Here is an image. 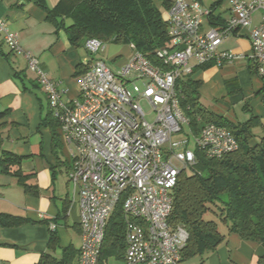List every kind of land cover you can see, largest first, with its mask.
Listing matches in <instances>:
<instances>
[{"label": "built area", "instance_id": "built-area-1", "mask_svg": "<svg viewBox=\"0 0 264 264\" xmlns=\"http://www.w3.org/2000/svg\"><path fill=\"white\" fill-rule=\"evenodd\" d=\"M228 5L224 23L203 30L210 10L198 0H173L165 18L169 42L156 52L161 63L151 62L133 43V55L115 69L96 56L78 76L75 99L64 98L39 60L23 51L27 69L59 122L63 142L74 146L67 179L79 209L77 264H99L107 222L118 208L124 264H177L182 259L187 232L168 222L178 175L195 164L196 150L220 158L234 150L237 141L229 129L215 123L204 124L194 134L180 105L177 81L191 75L194 65L212 61L221 66L245 58L264 84V0H228ZM256 11L260 21L251 26ZM243 27H250L248 54L219 49L225 37ZM0 34L10 52H22L18 34L2 19ZM83 46L94 56L105 48L94 37ZM143 104L153 113L151 121Z\"/></svg>", "mask_w": 264, "mask_h": 264}, {"label": "crops", "instance_id": "crops-1", "mask_svg": "<svg viewBox=\"0 0 264 264\" xmlns=\"http://www.w3.org/2000/svg\"><path fill=\"white\" fill-rule=\"evenodd\" d=\"M58 1L42 0V4L52 8ZM198 1L204 8L213 9L211 18L214 22L205 17L203 30L220 27L229 16L228 0ZM43 6L37 0H0V19L18 34L22 50L10 52L0 34V112L7 110L0 117V156L3 151L21 156L18 168L29 175L26 183L36 188L35 193H25L17 177L2 171L0 165V213L30 220L18 226L0 225V264H37L43 252L60 258L62 248L68 246L76 251L77 264L81 244L77 198L72 190L59 191L57 182V171L65 172L68 182L69 154L60 127L51 119L46 94L27 69L23 51H29L39 60L41 69L58 83L66 99L78 97L76 70L86 68L92 58H101V55H91L83 44L73 45L65 30L47 17ZM167 11L163 12L164 18ZM259 21L260 12L256 11L251 26ZM250 27L239 28L225 37L219 49L248 54ZM191 77L201 81L199 101L204 108L233 123L244 122L252 114L263 124L254 129L255 133L264 132L263 83L250 61L237 58L221 66L212 61L194 65ZM53 129L57 134L55 137ZM15 169L17 166H10V171ZM51 230L59 237V245L54 249L48 248ZM74 235L79 239L77 245L73 242ZM123 252L108 256L101 264H124ZM263 253L264 248L258 243L230 233L205 259L196 256L181 259L177 264H255Z\"/></svg>", "mask_w": 264, "mask_h": 264}, {"label": "trees", "instance_id": "trees-1", "mask_svg": "<svg viewBox=\"0 0 264 264\" xmlns=\"http://www.w3.org/2000/svg\"><path fill=\"white\" fill-rule=\"evenodd\" d=\"M156 1H160L165 10L172 3L170 0H59L52 8L43 6L42 0L37 3L45 7L48 18L65 30L73 45L80 46L91 37L103 42L133 43L151 62L159 65L161 61L156 52L168 45L169 37L167 21ZM212 10L208 14L210 22H214ZM85 69L76 70V74L80 75ZM200 83L191 75L177 81L180 105L189 118L191 131L196 134L206 123L224 126L234 135L237 147L220 158H208L196 150L195 164L188 172L181 170L178 175L168 222L187 232L182 259L196 256L205 259L230 233L264 248V132L256 134L254 131L263 124L252 114L244 122L233 123L204 108L199 101ZM6 112H0V117ZM50 115L59 126L52 112ZM53 131L54 137L57 136L55 129ZM21 160V156L3 151L0 156L2 171L16 176L25 193H35V186L26 183L29 175L18 168ZM10 166H17V169L10 171ZM208 213L212 218L206 217ZM122 218L119 208L109 218L99 264L108 256L124 251ZM27 222L30 220L26 217L0 213L2 227ZM58 245V234L51 230L48 248ZM61 252L60 258L43 252L37 264H76V251L71 246L63 247ZM255 264H264V253L257 257Z\"/></svg>", "mask_w": 264, "mask_h": 264}, {"label": "rangeland", "instance_id": "rangeland-1", "mask_svg": "<svg viewBox=\"0 0 264 264\" xmlns=\"http://www.w3.org/2000/svg\"><path fill=\"white\" fill-rule=\"evenodd\" d=\"M156 6L161 9L162 12L165 11V9L161 6V4L156 1ZM104 50L100 51L97 55H101V58L107 63L108 66H110L112 69L117 68V66L124 64L132 55H133V50L130 48V46L124 45V44H117L113 42H104ZM117 55V56H116ZM116 56V60L112 61V58ZM144 110L147 112V119L151 121L153 119V113L149 112V107L146 104H143ZM149 112V113H148ZM191 147L193 145L191 144ZM70 148L73 150L74 146H66V152L69 154ZM173 164H175L179 169L182 168V165L179 161L173 160ZM185 172H188L186 169ZM57 182H58V187L59 191H70L72 190V186L70 182L66 181V175L65 172H59L57 171ZM73 193V190H72ZM79 217V215H78ZM207 218H212V214L208 213L206 216ZM72 219V218H71ZM219 227L221 224H218ZM74 244L77 245L79 243V239L76 235H74Z\"/></svg>", "mask_w": 264, "mask_h": 264}]
</instances>
